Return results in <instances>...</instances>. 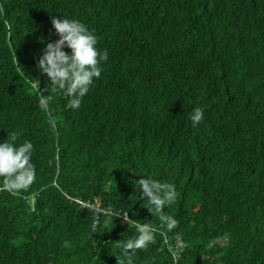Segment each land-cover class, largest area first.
<instances>
[{
	"label": "trees",
	"instance_id": "1",
	"mask_svg": "<svg viewBox=\"0 0 264 264\" xmlns=\"http://www.w3.org/2000/svg\"><path fill=\"white\" fill-rule=\"evenodd\" d=\"M62 15L109 54L75 111L37 68ZM13 131L36 180L0 191V264H120L137 222L158 231L134 264H264V0H0V142ZM140 175L175 184L176 229L139 199Z\"/></svg>",
	"mask_w": 264,
	"mask_h": 264
},
{
	"label": "clouds",
	"instance_id": "2",
	"mask_svg": "<svg viewBox=\"0 0 264 264\" xmlns=\"http://www.w3.org/2000/svg\"><path fill=\"white\" fill-rule=\"evenodd\" d=\"M51 23L59 39L47 43L37 68L41 74H46L51 89L65 92L68 97L65 108L79 110L84 97L101 78L102 64L109 59V54L98 48L99 37L84 22L62 15L61 18L53 17ZM65 48L70 51H65ZM38 93L41 94V107L47 109L53 97L43 92ZM203 120L204 109L194 108L190 116V127H197ZM21 135L20 131H13L8 133L6 140L0 142V191L11 194L27 191L36 180V167L33 163L35 146L27 139L18 142ZM140 176L142 178L133 182L134 188L142 190L139 199L146 198L148 211L158 215L160 229L166 228L169 232L176 229L178 220L164 212L177 199L175 184L161 182L150 176ZM109 214L114 213L109 210ZM121 216L131 225L132 220L128 219L127 213ZM134 227L136 234L119 245L120 252L116 257L120 264H134L137 251L147 249L156 241L158 229L150 222H137Z\"/></svg>",
	"mask_w": 264,
	"mask_h": 264
},
{
	"label": "built area",
	"instance_id": "3",
	"mask_svg": "<svg viewBox=\"0 0 264 264\" xmlns=\"http://www.w3.org/2000/svg\"><path fill=\"white\" fill-rule=\"evenodd\" d=\"M90 206L91 208L96 209V211L100 210V200H95V202ZM165 240L167 242L166 244L168 249L173 253L174 257L178 259L182 251L186 248L187 242L183 239L182 236H176L172 239L166 238Z\"/></svg>",
	"mask_w": 264,
	"mask_h": 264
}]
</instances>
